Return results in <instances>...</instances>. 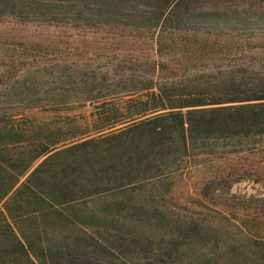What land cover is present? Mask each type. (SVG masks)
<instances>
[{"label": "trees", "instance_id": "obj_1", "mask_svg": "<svg viewBox=\"0 0 264 264\" xmlns=\"http://www.w3.org/2000/svg\"><path fill=\"white\" fill-rule=\"evenodd\" d=\"M0 17L149 41L59 77L80 122L0 114V264H264V191H230L264 189V0H0Z\"/></svg>", "mask_w": 264, "mask_h": 264}, {"label": "rangeland", "instance_id": "obj_2", "mask_svg": "<svg viewBox=\"0 0 264 264\" xmlns=\"http://www.w3.org/2000/svg\"><path fill=\"white\" fill-rule=\"evenodd\" d=\"M148 46L149 41L119 35L103 26L0 17V114L16 119L22 115L33 129L69 124L71 116L80 122L88 106L71 100L75 94L71 91L61 96V88L69 84L59 77L99 75L116 62L131 66L135 55H148ZM230 191L264 189L241 181Z\"/></svg>", "mask_w": 264, "mask_h": 264}]
</instances>
